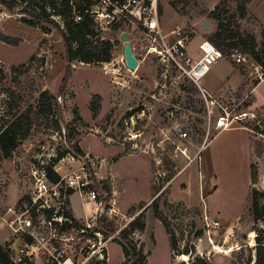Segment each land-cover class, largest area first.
I'll use <instances>...</instances> for the list:
<instances>
[{
  "label": "rangeland",
  "instance_id": "374dc122",
  "mask_svg": "<svg viewBox=\"0 0 264 264\" xmlns=\"http://www.w3.org/2000/svg\"><path fill=\"white\" fill-rule=\"evenodd\" d=\"M223 1L172 0L160 10V26L164 34H170L178 26L192 32L189 53L193 55L191 51L195 50L196 59L202 56L199 43L209 40L222 24H229L232 31L252 33L258 43V53L263 54L264 0H251L244 20L230 21L236 10L234 0H227L230 12L221 11L220 21L209 18V13ZM21 13V8L9 12L0 6V72L3 71L0 110H5L9 118L24 112H29L31 117L28 138L8 158L0 151V239H10L3 248L8 251L10 244H19L8 227L12 216L9 211L17 208L29 192L37 159L53 167L58 165V170L63 172L60 161L68 159L80 147L84 156L101 163L103 213L99 217L115 226L118 232L106 237L95 232L98 225L92 222V227L73 242L75 264L99 261L123 264L122 248L114 239L142 212H145L147 227L143 233L137 232L134 239L143 248L147 264H256L259 243H264V238L258 239L264 231V222H255L253 200L264 208V140L251 138L260 161L251 165L250 201L247 199L250 193L248 160L243 153H236L234 157L227 152L220 159H227L232 169L221 173L215 196L200 199L198 185L193 183L189 200L193 208L165 204L170 182L188 165L186 156L177 151V146H184L180 132L189 133L187 154L191 157L206 140L210 127L208 142L213 141L218 150L228 141L246 143L249 133L240 130L217 136L219 132L213 128L215 117L210 122L198 87L172 68H166L137 29L130 34V43L140 63L137 71L126 66L120 41L122 32L107 29L98 33L101 39L116 44L109 63H68L59 32L48 24L28 26L24 20H29V16ZM52 19L64 28L63 19L57 16ZM204 22L211 25L209 30L203 29ZM229 62L233 63L226 56L213 66L202 81L206 90V80L217 79L219 73L226 72ZM239 68L245 69L248 77L253 74L249 79L254 86L264 76V57L259 64L247 55V63ZM46 91L54 97L51 103L56 104L57 113L38 110L41 95ZM263 95L264 84L259 88L257 100ZM216 97L226 106L241 103L240 108L246 107L242 91ZM178 182L173 185L174 198L181 197ZM156 191L161 199L160 218L176 239V251L171 247V235L152 208L151 199ZM71 202L78 217L91 208L83 205L88 201L78 193ZM207 209L211 213L219 210L229 217L240 213V225L215 226L218 218L207 215Z\"/></svg>",
  "mask_w": 264,
  "mask_h": 264
},
{
  "label": "built area",
  "instance_id": "2783aa9c",
  "mask_svg": "<svg viewBox=\"0 0 264 264\" xmlns=\"http://www.w3.org/2000/svg\"><path fill=\"white\" fill-rule=\"evenodd\" d=\"M88 4L84 11L78 9L74 0H70L75 22L83 21L89 15L95 22L98 31L113 30L123 32L129 29L131 34L135 29L151 44V51L157 53L166 68H172L182 77L196 85L204 100L210 122L214 118V130L241 128L246 130L251 138L259 142L264 140V107L259 109L240 108L241 103L232 106L222 104L218 97L212 95L202 86L203 79L211 72L213 66L225 59L224 53L211 41L203 40L198 45L202 56L194 58L189 53L192 32L180 26L170 34H164L160 26V10L165 3L172 0H83ZM229 57L238 66L247 63V55L240 47L229 52ZM258 69V68H257ZM259 72V71H258ZM249 96L245 97L248 98ZM221 98V97H220ZM245 99L242 101L244 102ZM206 140L198 146L191 157L187 154L190 147L188 131L179 134L184 146H177L188 159V165L200 161L202 151L208 144ZM63 158V172L58 165L53 170L58 174V180L53 181L48 175L50 165L41 159L32 170L31 187L17 208L10 209L12 213L8 220L13 243L8 247V254L13 264H75L72 255L73 242L76 237H82L92 227V222L98 221L99 213H103V201L99 199V160L75 153ZM71 193H78L87 198L97 208L89 222L76 219L71 211ZM217 221L215 226H219ZM264 238V231L262 233Z\"/></svg>",
  "mask_w": 264,
  "mask_h": 264
},
{
  "label": "trees",
  "instance_id": "16d2710c",
  "mask_svg": "<svg viewBox=\"0 0 264 264\" xmlns=\"http://www.w3.org/2000/svg\"><path fill=\"white\" fill-rule=\"evenodd\" d=\"M236 3L235 15L231 20H244L248 14V5L251 0H234ZM79 10L84 11L87 2L83 0H74ZM0 6L9 12H13L16 8H21V14L28 15L29 20H24L25 24L31 27L41 26L48 24L55 28L61 36L66 60L68 63L80 61L84 63H109L113 58L115 43L106 41L100 38L99 31L95 25L94 20L85 15L83 21L75 22L72 13L70 0H0ZM51 10V11H49ZM221 11L229 13L228 1H223L213 11L209 13V18L220 21ZM53 16L60 17L64 21V28L61 29L60 25L52 19ZM230 25H219L218 30L212 37L209 38L218 49H220L225 56H229V52L236 48L241 47L246 55L258 62L263 63V54L257 51L258 43L252 33H239V31H232L229 29ZM45 33L48 30L43 29ZM264 51V41L262 43ZM3 71L0 72V75ZM54 97L49 92H44L41 95L38 110L43 113L58 111L56 104L53 106ZM29 111V110H28ZM98 111H96L97 113ZM29 112L21 114H13L11 117L6 116L5 110H0V151L6 158L18 148L19 144L28 138L30 135L31 119ZM77 155H84L83 150L77 147L74 151ZM48 175L53 181L58 180V174L53 170V166H49ZM253 177V174H252ZM159 192H154V200L152 208L154 209L156 217L161 221L165 227L167 234L169 232L168 225L160 218V196ZM255 194L256 191H255ZM73 195V193H71ZM158 196V197H157ZM101 200V197H99ZM22 201V200H21ZM20 201V202H21ZM165 204H169L165 202ZM144 205V204H143ZM142 205V207H143ZM145 206V205H144ZM254 220L255 222H264V208L256 199L253 200ZM136 208H132L135 211ZM147 208L145 209V211ZM145 212H142L138 218L129 222L122 230L119 231L118 237L114 242L121 246L124 262L123 264H147V256L144 254L143 248L137 244L134 236L137 232L143 233L146 230ZM106 224V225H105ZM98 228L95 232H99L107 236L113 235L118 232V229L111 224H107V220L101 217L97 221ZM263 231L260 232L258 239L263 238ZM201 236L199 233L198 237ZM171 247L173 251L177 250V242L173 235H171ZM105 252V251H104ZM0 264H13L10 260L8 251H6L0 244ZM96 264H107L105 261H99ZM205 264V263H203ZM256 264H264V243H259L257 250Z\"/></svg>",
  "mask_w": 264,
  "mask_h": 264
},
{
  "label": "crops",
  "instance_id": "0c3cea01",
  "mask_svg": "<svg viewBox=\"0 0 264 264\" xmlns=\"http://www.w3.org/2000/svg\"><path fill=\"white\" fill-rule=\"evenodd\" d=\"M263 1V0H262ZM190 46V45H189ZM134 51V50H133ZM195 50H192L191 53H194ZM229 68H227V71L218 74L217 79L208 78L206 80V88L207 90L215 96L224 97L227 93L233 92L236 93L238 91H242L244 99L245 97L249 96L245 99L244 102H246V107L253 110V109H259L261 107H264V95L261 96L260 101L257 100L256 96L259 91V88L264 84V76L260 77L252 86L251 79L253 78V74L250 73L249 77L244 72L245 69H240V66H236L233 63L229 62ZM243 65H241L242 67ZM210 74V73H209ZM208 74V75H209ZM207 75V76H208ZM206 76V77H207ZM205 77V78H206ZM204 80V79H203ZM242 99V100H244ZM245 131L241 128H234L229 130H224L218 133L217 136L226 134V133H232L235 131ZM214 142H208L205 149L202 151L200 161H197L195 163L186 165L184 168H182V172L180 171L170 182L169 185V193H167V201L169 204H182L188 208H193L192 204H190V195L192 194L191 186L193 183H196L198 185V195L200 199H207L212 198L218 193L219 187L216 186V183L220 181L221 179V173L224 169L230 170L232 169V165L229 163L227 159H224V161L220 159V156L222 153L231 152L233 155L238 153L244 154V156L247 158L249 163V171H250V178H249V190L250 193L248 195L249 201L251 196V189L253 187L252 184V177H251V165L253 163H256L258 160L260 161L259 157L256 155L254 151V147L252 145L251 137L249 136L247 138L246 143L239 144L236 142L228 141L225 142V144H222L221 147L218 150L217 146H213ZM236 157V155L234 156ZM224 162V163H223ZM221 164H224L223 166ZM195 165L193 168L192 166ZM231 165V166H230ZM224 167V168H223ZM179 180L178 182V192H180V196L178 198H174V190L173 185L175 182ZM75 194H73L70 198V206L73 216L78 220H84L87 221L91 218L92 215L97 213V208L91 203L87 198V203H83L85 206H91L90 210H87L84 212L83 216L78 217L75 214V206L71 202V199L73 198ZM153 195V193H152ZM85 198V197H83ZM154 200V196L151 199V201ZM150 201V202H151ZM202 212L205 214V210H202ZM206 214L212 215L216 218H218V221L220 223H224L228 226H233L238 223L240 225L239 220L241 219L242 215L239 213L237 215L233 216H224L221 214L219 210H216L215 212L211 213L209 209H207ZM6 243H10V239L7 237L4 240L0 239V244L3 246Z\"/></svg>",
  "mask_w": 264,
  "mask_h": 264
},
{
  "label": "water",
  "instance_id": "95a60500",
  "mask_svg": "<svg viewBox=\"0 0 264 264\" xmlns=\"http://www.w3.org/2000/svg\"><path fill=\"white\" fill-rule=\"evenodd\" d=\"M210 28H211V25L208 22L203 23L204 30H209ZM120 41L123 43L124 60H125L126 66L131 71H137L140 63L138 59L136 58L134 51H133V47L130 43L129 29L121 33Z\"/></svg>",
  "mask_w": 264,
  "mask_h": 264
}]
</instances>
